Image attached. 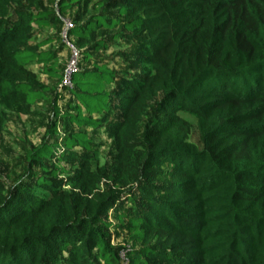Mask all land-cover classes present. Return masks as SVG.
I'll use <instances>...</instances> for the list:
<instances>
[{
  "label": "trees",
  "instance_id": "trees-1",
  "mask_svg": "<svg viewBox=\"0 0 264 264\" xmlns=\"http://www.w3.org/2000/svg\"><path fill=\"white\" fill-rule=\"evenodd\" d=\"M39 1L0 0V111L46 97L29 66L54 54L30 45V33L60 20L53 9L34 10ZM10 3H25L26 11L11 12ZM107 5L118 15L90 12L89 0L58 1L61 12L76 9L68 37L88 65L71 74L64 92L72 98L62 112L55 106L47 137L26 153V167L42 173L28 172L9 192L0 177V264H121L109 211L135 242H154L128 252L126 264H205L199 163H208L203 171L211 168L212 180L230 177L238 200L264 194V0ZM102 26H121L125 32L113 37L137 43L138 73L117 79L91 53L105 47L97 38ZM54 65L48 71L55 74ZM180 112L197 118L200 147ZM104 125L113 157L109 168L93 169L91 139L79 128ZM62 160L71 171L58 166ZM63 173L71 176L59 179ZM261 206L241 218L237 205L226 204L227 241L214 264H264V250L254 251L264 245Z\"/></svg>",
  "mask_w": 264,
  "mask_h": 264
},
{
  "label": "rangeland",
  "instance_id": "rangeland-1",
  "mask_svg": "<svg viewBox=\"0 0 264 264\" xmlns=\"http://www.w3.org/2000/svg\"><path fill=\"white\" fill-rule=\"evenodd\" d=\"M58 1L40 0L36 4L34 10L53 9L60 21L46 27L34 26L29 39V44L38 46L39 52H52L54 54V58L50 63L38 62L34 59L29 66L37 75L40 83L45 86L46 97L38 99L29 107H23L21 104H18L7 107V109L3 108L0 111V177L7 187V192L18 185L28 172L42 173L36 165L31 168L26 167L27 161L25 156L28 150L40 144L47 137V130L54 118L55 106L62 112L66 106V100L72 98L64 92V75L72 53L75 56L77 53L75 62L77 68L78 66L88 65V61L82 60L83 58L78 48H76L77 51L73 52L63 41L65 24L68 22L72 24L73 14L76 12V9L69 8L61 12L58 7ZM89 1L90 12L106 10L111 16L118 15L116 8H109L107 5L108 0H102L103 5L98 9L95 6L99 0ZM26 8L25 3H10L9 10L14 13L17 10L21 12L26 11ZM120 31L125 32L121 26H117L114 29L100 27L97 32V38L104 41L105 47L99 50H91L94 56L107 62L118 73L117 79L121 77L122 72L128 75L138 73L141 67L137 60L140 54V48L137 43L128 38L115 39L113 37L116 32ZM53 62L55 63V74L48 71L51 68L50 64ZM59 76H62V78ZM58 95L60 96L58 97ZM179 114L191 126L190 142L200 147V127L197 118L185 112H180ZM59 123L61 124V121ZM79 130L86 132L91 139L90 147L92 151L90 153L95 156L91 163L92 168L96 169L101 166L109 168L113 157V139L107 125L100 127L83 126ZM57 131L62 132V127H58ZM51 140L53 141L54 139L51 138ZM59 146L60 150L63 151V146ZM75 150H79V148L77 147ZM46 163L50 167L56 164L53 159H48ZM199 164L200 175H202L203 180L200 181L199 186L195 187L196 194L199 195L196 205L197 211L205 218L204 226L200 233V248L207 259L205 264H214L215 259L224 250L227 241L225 232V222L228 217L226 204L230 202L237 205L241 218H244L246 213L258 214L260 202H263L261 208H264V194H260L250 200H238V195L233 192V183L230 177L225 176L212 180L211 178L214 174L211 171L213 170L209 168V172L203 171L205 166H209L208 163L200 162ZM58 166L65 169L70 168V165L63 160L60 161ZM68 170L71 171V169ZM68 176H71V174L63 173L58 178L63 180L68 178ZM163 178L160 177L159 180ZM214 182L216 184L209 189L208 186ZM130 187L131 185H128L124 189H129ZM35 189L37 192H42L38 187ZM130 191L131 188L127 192ZM107 220L111 224L108 227L111 244L117 248V255L121 264L127 263L126 254L131 250L140 251L143 245L154 247L153 241L135 242L129 236L127 228L119 226L117 219L113 217L111 211L107 215ZM263 250L264 245L260 246V243H255L254 251L258 255L262 254Z\"/></svg>",
  "mask_w": 264,
  "mask_h": 264
},
{
  "label": "built area",
  "instance_id": "built-area-1",
  "mask_svg": "<svg viewBox=\"0 0 264 264\" xmlns=\"http://www.w3.org/2000/svg\"><path fill=\"white\" fill-rule=\"evenodd\" d=\"M71 26H72V24L70 22L65 24V28H64L65 33L63 34V41H64V44L68 48H70V50H72L74 52V51H77L76 47L74 46V44L72 43V41L70 40V38L67 35V31L70 29ZM76 59H77V53H76V56L72 53L70 60L68 62V65H67L65 75H64V83L65 84H68V85L70 84V76L77 69L76 64H75Z\"/></svg>",
  "mask_w": 264,
  "mask_h": 264
}]
</instances>
